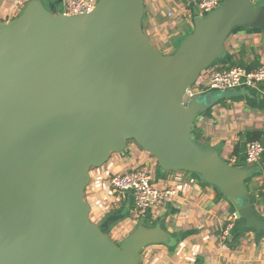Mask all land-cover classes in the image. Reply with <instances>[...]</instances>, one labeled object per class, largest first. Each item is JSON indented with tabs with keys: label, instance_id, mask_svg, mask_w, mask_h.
I'll list each match as a JSON object with an SVG mask.
<instances>
[{
	"label": "water",
	"instance_id": "obj_1",
	"mask_svg": "<svg viewBox=\"0 0 264 264\" xmlns=\"http://www.w3.org/2000/svg\"><path fill=\"white\" fill-rule=\"evenodd\" d=\"M62 0H30L0 20V264H139L149 245L172 247L160 225L137 226L119 244L90 219L89 173L132 142L164 172L197 175L264 232L246 182L264 170L230 165L191 137L222 93L184 101L199 75L224 57L237 28L264 31V1L224 0L193 18L168 55L143 31V0H98L92 12L58 15Z\"/></svg>",
	"mask_w": 264,
	"mask_h": 264
},
{
	"label": "crops",
	"instance_id": "obj_2",
	"mask_svg": "<svg viewBox=\"0 0 264 264\" xmlns=\"http://www.w3.org/2000/svg\"><path fill=\"white\" fill-rule=\"evenodd\" d=\"M18 1L0 0L2 22L19 16ZM22 1L26 5L30 0ZM196 3L197 0H143V31L161 54L173 52L171 34L183 33L180 25L188 24L193 29ZM167 13H172L174 18H167ZM224 51V57L212 68H223L235 62H241L245 67L264 68V31L238 28L226 39ZM227 92L199 115L193 125L201 130L200 145L216 151L230 165H245V132L264 131V82L253 88L238 87ZM145 155L135 144L128 143L124 152L112 154L104 166L90 171V182L85 191L90 218L95 214L99 224L111 215H123L121 223L124 227L115 231L112 225L109 232L120 242L139 224L160 225L175 239L172 247L149 245L144 248L139 264H264V232L248 229L243 221L236 220L237 208L231 201L197 175L164 172L155 160L153 162ZM140 164L150 168L159 185L174 189L176 194L162 208L137 222L130 220L134 215L130 194L110 190L108 178ZM262 164L264 152L255 166ZM245 186L254 215L264 221V204L258 203V194L264 195V170Z\"/></svg>",
	"mask_w": 264,
	"mask_h": 264
},
{
	"label": "built area",
	"instance_id": "obj_3",
	"mask_svg": "<svg viewBox=\"0 0 264 264\" xmlns=\"http://www.w3.org/2000/svg\"><path fill=\"white\" fill-rule=\"evenodd\" d=\"M224 0H197L196 16L204 17L221 6ZM257 2L258 0H250ZM98 0H62L61 10L58 15L63 17H76L88 14L95 8ZM23 9L22 0L16 3ZM167 18H174L172 13L166 14ZM264 82V68L256 67L246 70L243 67L209 68L203 71L195 84L186 90L184 101L195 94L204 92L224 93L238 87H256ZM264 145L260 142H248L245 145V165L255 166L262 153ZM108 186L115 193H129L133 200L134 217L141 219L148 214L162 208L170 198L175 196L174 189H166L153 178L147 165L140 164L121 173L111 174ZM226 233L223 234V239Z\"/></svg>",
	"mask_w": 264,
	"mask_h": 264
},
{
	"label": "trees",
	"instance_id": "obj_4",
	"mask_svg": "<svg viewBox=\"0 0 264 264\" xmlns=\"http://www.w3.org/2000/svg\"><path fill=\"white\" fill-rule=\"evenodd\" d=\"M238 29V28H237ZM236 30V29H235ZM234 31V30H233ZM218 63V62H216ZM214 63V65L216 64ZM211 66L212 67H214ZM232 67H243L245 68L246 70H251L253 68H256L254 66H248V67H245L241 62H235V63H229L228 65L224 66L223 68H232ZM190 137L191 139L197 143L199 146L203 147L202 145L199 144V140L201 139V130L198 129L197 127H195L194 125L192 126L191 128V133H190ZM245 141L246 143L248 142H253V141H257V142H260L264 145V131H257V130H248L245 132ZM234 152L237 153V149L235 148L234 149ZM227 163V162H226ZM258 197H259V201L258 203L260 204H264V195L262 193H259L258 194ZM106 218H104L102 220V222L105 220ZM112 225H110L108 227V229L110 230V227Z\"/></svg>",
	"mask_w": 264,
	"mask_h": 264
},
{
	"label": "rangeland",
	"instance_id": "obj_5",
	"mask_svg": "<svg viewBox=\"0 0 264 264\" xmlns=\"http://www.w3.org/2000/svg\"><path fill=\"white\" fill-rule=\"evenodd\" d=\"M22 10L23 9H21L20 10V13L22 12ZM180 29H181V31L183 32V33H181V32H179L177 35H175V36H173V34H171V37H172V39H173V41H174V43L172 44L173 45V51L179 46V44L182 42V40H183V38H185L189 33H191L192 32V27H191V25H188V24H182V25H180V27H179ZM210 94H212V95H215L217 92H215V91H212V92H209ZM225 93H228V92H225ZM199 142H200V140H199ZM130 143H132V142H130ZM132 144H134V143H132ZM146 155L145 156H147L148 158H149V160H151V161H153V160H155L154 158H152L149 154H147V153H145ZM156 161V160H155ZM154 162V161H153ZM157 163V162H156ZM87 189V188H86ZM86 191V190H85ZM84 196H85V193H84ZM134 216V215H133ZM132 216V218L130 219V220H136L137 222H139L140 221V219H138V218H135V217H133ZM91 222H93L94 224H97L98 223V219H97V217H96V215L95 214H93L92 216H91ZM122 222V220H120V221H118V222H116V223H114V224H112V225H114V230L116 231V230H120L122 227H124V223H121ZM99 224V223H98ZM139 225H141V224H139ZM138 225V226H139ZM109 235V237H110V239L112 240V238H113V240L112 241H114V243H116V244H119L120 243V241L117 239V237H116V235L114 234V233H109L108 234ZM111 235L113 236L112 238H111Z\"/></svg>",
	"mask_w": 264,
	"mask_h": 264
}]
</instances>
